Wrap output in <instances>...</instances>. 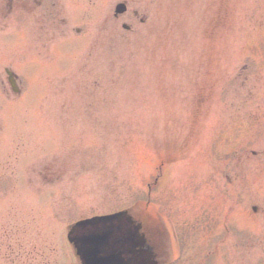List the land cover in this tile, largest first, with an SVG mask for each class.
Here are the masks:
<instances>
[{"label":"rangeland","instance_id":"1","mask_svg":"<svg viewBox=\"0 0 264 264\" xmlns=\"http://www.w3.org/2000/svg\"><path fill=\"white\" fill-rule=\"evenodd\" d=\"M55 1L0 17V264H61L69 223L136 201L264 264V0Z\"/></svg>","mask_w":264,"mask_h":264},{"label":"flooded vegetation","instance_id":"2","mask_svg":"<svg viewBox=\"0 0 264 264\" xmlns=\"http://www.w3.org/2000/svg\"><path fill=\"white\" fill-rule=\"evenodd\" d=\"M6 2V0H0V4ZM51 2V4H49ZM15 4V5H14ZM12 10L16 6L17 16L20 20H25L26 14L31 12H43L44 17L47 20H55L56 16V1L52 0H10ZM24 24V23H23ZM27 29H24V31ZM34 30V29H29ZM131 217L136 222L135 226L138 232L144 235L145 241H137V250L140 252V259L147 261L146 258L151 254L152 262L154 264H170L172 252L171 246L166 240V231L161 225V221L153 217L148 211H130ZM160 221V222H159ZM143 247V248H142ZM75 256L78 258L76 253ZM72 254V260L66 261L63 256L60 255L59 259L61 264H81L79 258L77 259ZM146 256V257H145ZM189 258L188 254H185ZM183 261L176 264H182Z\"/></svg>","mask_w":264,"mask_h":264},{"label":"water","instance_id":"3","mask_svg":"<svg viewBox=\"0 0 264 264\" xmlns=\"http://www.w3.org/2000/svg\"><path fill=\"white\" fill-rule=\"evenodd\" d=\"M119 10L122 11V6L119 7ZM118 215L109 216V217H94L85 221H82L79 223L80 226L87 227L90 230L94 228L93 230L97 229L101 225L109 222H114L118 218ZM112 234H106L101 235L95 231L91 232L88 236H86L85 241L86 244H84L85 248V256H86V264H110L111 260L107 257H100V247L102 246V243L106 242L108 238H111ZM108 242V241H107Z\"/></svg>","mask_w":264,"mask_h":264}]
</instances>
